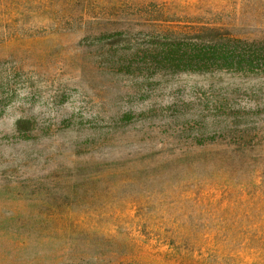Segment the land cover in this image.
Here are the masks:
<instances>
[{
	"label": "rangeland",
	"instance_id": "rangeland-1",
	"mask_svg": "<svg viewBox=\"0 0 264 264\" xmlns=\"http://www.w3.org/2000/svg\"><path fill=\"white\" fill-rule=\"evenodd\" d=\"M0 264H264V0H0Z\"/></svg>",
	"mask_w": 264,
	"mask_h": 264
}]
</instances>
